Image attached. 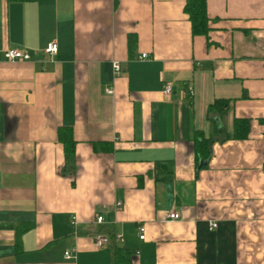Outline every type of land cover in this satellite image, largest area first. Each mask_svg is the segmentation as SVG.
Here are the masks:
<instances>
[{"label": "crops", "instance_id": "1", "mask_svg": "<svg viewBox=\"0 0 264 264\" xmlns=\"http://www.w3.org/2000/svg\"><path fill=\"white\" fill-rule=\"evenodd\" d=\"M185 2L0 0V264H114L101 232L132 264H264V0H206L207 36ZM236 118L243 140L228 138ZM196 134L213 140L199 170Z\"/></svg>", "mask_w": 264, "mask_h": 264}, {"label": "trees", "instance_id": "2", "mask_svg": "<svg viewBox=\"0 0 264 264\" xmlns=\"http://www.w3.org/2000/svg\"><path fill=\"white\" fill-rule=\"evenodd\" d=\"M15 2H27L33 0H7ZM183 12L187 16L191 26L192 36H207L209 28V18L207 16L206 0H186L183 7ZM129 48H132L133 42L135 41L134 36H129ZM227 106L226 101L218 100L212 107L217 112L223 113L224 107ZM249 121L247 119L236 118L233 121V130L228 138L233 140H243L247 137L249 131ZM210 127L212 132H218L223 129L222 125L218 127L217 121L210 120ZM58 141L62 144L64 158L66 162L65 170L68 171L74 169L75 160V147L76 142L74 141L72 130L70 127H61L57 132ZM195 159L197 162V169L205 167L210 159L211 143L213 140L204 139L201 134L195 136ZM95 150H98L94 145ZM26 230H23L25 232ZM22 233V232H21ZM114 264H132V254L130 251L122 250L112 244Z\"/></svg>", "mask_w": 264, "mask_h": 264}, {"label": "built area", "instance_id": "3", "mask_svg": "<svg viewBox=\"0 0 264 264\" xmlns=\"http://www.w3.org/2000/svg\"><path fill=\"white\" fill-rule=\"evenodd\" d=\"M57 51H58V45L55 42L48 43L46 48L44 49V53L50 57L55 55L57 53ZM3 57L5 60H7L9 62H17V61L25 62V61L30 60V55L27 52L15 50L12 48H6L3 51ZM143 57H145V55H143L142 58ZM112 67H113V71L115 74L120 73L121 68H120V65L118 64V62H116V61L112 62ZM163 93H164V95H169L171 93V86L170 85L164 86ZM105 94L112 96L114 94V91L112 88H107V89H105ZM188 94L191 95V89L188 90ZM116 206L121 207L122 203L116 202ZM167 218L169 220H179L180 215L176 212H173V213H169L167 215ZM96 223L99 225H102L103 224V218L97 217ZM77 224H78V221H77L76 217H72L70 220V225L74 229L75 232L77 231ZM215 228H216L215 223L209 224V230H213ZM137 234H138V239L140 241L145 240V227L143 224L138 225ZM121 238H122L121 234H115L114 235L115 241H119V240H121ZM112 243H113L112 237L109 236L108 234L104 233V232L96 233L93 236V244H94V247L96 249H102L105 247L112 246ZM135 254H137V253H135ZM74 258H75L74 250H67L66 252H64V259L65 260H73Z\"/></svg>", "mask_w": 264, "mask_h": 264}, {"label": "water", "instance_id": "4", "mask_svg": "<svg viewBox=\"0 0 264 264\" xmlns=\"http://www.w3.org/2000/svg\"><path fill=\"white\" fill-rule=\"evenodd\" d=\"M217 124H218V127H220V124H219V122L217 121Z\"/></svg>", "mask_w": 264, "mask_h": 264}]
</instances>
